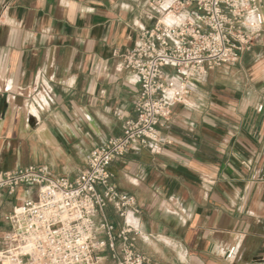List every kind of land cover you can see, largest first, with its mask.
Here are the masks:
<instances>
[{
  "label": "crops",
  "instance_id": "crops-1",
  "mask_svg": "<svg viewBox=\"0 0 264 264\" xmlns=\"http://www.w3.org/2000/svg\"><path fill=\"white\" fill-rule=\"evenodd\" d=\"M171 9L170 1L0 0V173L34 166L72 181L90 151L120 136L140 92L120 55L156 23L194 22L190 10ZM170 108L157 141L109 166L139 210L127 217L135 250L151 264H264V24L239 61L197 78ZM36 196L26 186L0 195V235L3 216ZM105 212L119 230L123 220L110 205ZM100 256L114 264L108 251Z\"/></svg>",
  "mask_w": 264,
  "mask_h": 264
},
{
  "label": "built area",
  "instance_id": "built-area-1",
  "mask_svg": "<svg viewBox=\"0 0 264 264\" xmlns=\"http://www.w3.org/2000/svg\"><path fill=\"white\" fill-rule=\"evenodd\" d=\"M164 1L175 14L190 10L195 20L156 23L120 55L140 89L136 119L125 122L122 134L90 151L72 181L34 166L0 173V195L8 199L22 186L37 189L36 199L3 216L7 229L0 235V264H99L105 251L114 264H151L135 250L138 232L127 222L130 213L139 214L135 200L111 182L109 166L157 141L158 124L171 116L170 103H182L197 78L239 61L264 24L261 0H150ZM167 68L177 83L166 78ZM108 205L123 220L119 230L107 218Z\"/></svg>",
  "mask_w": 264,
  "mask_h": 264
},
{
  "label": "water",
  "instance_id": "water-1",
  "mask_svg": "<svg viewBox=\"0 0 264 264\" xmlns=\"http://www.w3.org/2000/svg\"><path fill=\"white\" fill-rule=\"evenodd\" d=\"M5 110L4 99L1 101L0 114H3Z\"/></svg>",
  "mask_w": 264,
  "mask_h": 264
}]
</instances>
